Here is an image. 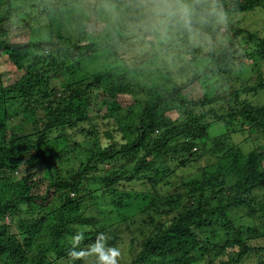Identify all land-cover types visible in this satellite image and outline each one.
<instances>
[{"label": "trees", "instance_id": "trees-1", "mask_svg": "<svg viewBox=\"0 0 264 264\" xmlns=\"http://www.w3.org/2000/svg\"><path fill=\"white\" fill-rule=\"evenodd\" d=\"M27 5L48 37L15 30ZM260 6L0 0V264H82L108 245L114 264H264V37L231 23ZM26 206L42 215L6 223Z\"/></svg>", "mask_w": 264, "mask_h": 264}, {"label": "rangeland", "instance_id": "rangeland-1", "mask_svg": "<svg viewBox=\"0 0 264 264\" xmlns=\"http://www.w3.org/2000/svg\"><path fill=\"white\" fill-rule=\"evenodd\" d=\"M30 3V2H29ZM26 8H24L22 11L21 9L18 10V13H17V19L19 20V22L17 23V25H19V28L22 27L23 29H19L18 27H15V30L17 32H23L24 35H23V39L25 40H33V41H36L37 39H41V38H45V37H48L49 36V32L51 31V28L48 27L47 25V21L45 20L44 17H42L41 15L39 16H34L32 14V18L28 15L31 14V7L30 5H27V6H24ZM21 16V18H20ZM19 17V18H18ZM232 25H238L239 27L243 28V29H247V30H250V31H253L255 33H257L258 37H264V6H260L259 8L251 11V12H248V13H240V14H236V16H232ZM226 29L223 28V31H225ZM138 53L141 54V53H146L149 49H148V45H138ZM36 63H38V65L42 66V65H45L43 64L44 62H41V61H38V59L36 58L35 59ZM247 61H252V58L251 57H248L247 58ZM2 65V64H1ZM132 65V64H131ZM46 66V65H45ZM261 69L264 71V61L261 65ZM131 67L134 68V65H132ZM5 68V67H4ZM88 68V67H86ZM93 69V67H91V70ZM8 70V69H7ZM89 72L90 69L88 68ZM247 70L245 73H246V76L250 78V76L252 75V73H254L255 70H258V66H254V68L252 69L251 67L247 68V66H245V68H243V71ZM9 71V70H8ZM55 74H57V72H55ZM16 76L15 75H10V77L14 78ZM62 79V78H60ZM60 79H53V83L55 81V83H59V82H56ZM147 79V84L150 86V83H151V79L149 78V76L147 77H139L138 78V81L141 83V84H145L144 83V80ZM246 79V78H245ZM147 85V86H148ZM146 87V86H145ZM148 88V87H146ZM186 93H187V97L189 99H200L202 97V95L204 94V91H203V88H202V85L199 84V83H194L192 86H190L187 90H186ZM145 95H148L147 93ZM141 96H143V94H141ZM258 102H262L264 103V90L262 93H260V95L257 97L256 99ZM174 117H177L178 115H180V112L178 111H175V112H172L171 113ZM110 127H117L114 126L113 124H110ZM59 159L60 157H62L61 155H58ZM55 164L53 165V169L55 171V173H60V175L62 177H69L71 176V172L70 170L73 169V165L69 162L67 164L65 163H61V160H55L53 161ZM40 192L41 194H44L46 193L47 191V180H42L40 182V185H36L35 186V192ZM11 196V194H8V198ZM74 197V196H73ZM59 206V198L58 196H56L53 201H52V205L51 206ZM111 208V207H110ZM28 207L26 206L24 208V210L22 209V213L15 216V218L13 219V221L11 219H9L8 224H10L11 226H14L15 228H17V224L21 218V216H23L24 218H27V219H31V218H37L39 216H41V212L38 210V209H31V210H27ZM49 211V209H48ZM47 211V212H48ZM26 213H30V214H33V215H29V214H25ZM44 215L47 214V212H44L42 211ZM99 212V209L93 207V208H87V212L85 214H93L94 216H97ZM246 220H248L247 222H251V219L250 218H245ZM141 222V218L138 214H134V217L131 218V224L135 227V229L137 230L138 232V225L139 223ZM209 236V235H208ZM261 241V239H259ZM259 240H255L253 241L252 243H255L256 241H259ZM129 243L126 242L125 244H123L124 246H121L120 247V251L121 253H123V251L125 250V248H127V245ZM108 247L107 250H104L103 251V254H104V257L103 256H99L98 254H100L101 250H94V251H84L85 253V256H81L82 257V264H94V260H98V264H114L116 263L115 261L117 260V255L115 254V251L110 248L111 245H108L106 246ZM200 256V255H198ZM73 264L72 262H66V264Z\"/></svg>", "mask_w": 264, "mask_h": 264}, {"label": "clouds", "instance_id": "clouds-1", "mask_svg": "<svg viewBox=\"0 0 264 264\" xmlns=\"http://www.w3.org/2000/svg\"><path fill=\"white\" fill-rule=\"evenodd\" d=\"M9 221V219H7V222Z\"/></svg>", "mask_w": 264, "mask_h": 264}]
</instances>
